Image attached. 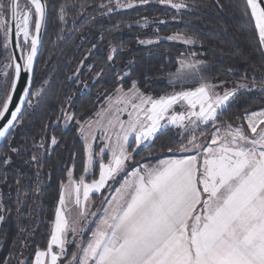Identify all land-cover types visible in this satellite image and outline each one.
Wrapping results in <instances>:
<instances>
[{
	"label": "snow or ice",
	"instance_id": "snow-or-ice-1",
	"mask_svg": "<svg viewBox=\"0 0 264 264\" xmlns=\"http://www.w3.org/2000/svg\"><path fill=\"white\" fill-rule=\"evenodd\" d=\"M157 2L177 12L210 7L204 0H192L191 4L188 0ZM151 4L152 0H98L95 7L101 16H109ZM213 4L219 11L226 7L237 10L249 24L254 23L255 51L264 58V0H228L227 5L224 0H213ZM72 6L65 0L58 5V11L53 6L50 13L47 0H0L4 61L0 62V141L8 146L7 152H0V184L9 183L7 169L14 163L12 154L38 169L41 165L37 154L23 160L21 146L13 144V135L22 127L27 109L33 107L32 97H40L44 91L43 86L33 90L42 31L50 20L67 23V12ZM142 19L143 26L148 27V18ZM161 39L181 41L184 45L198 43L193 35L180 32L166 37L157 35L155 40L140 39L139 43L151 45ZM95 48L93 44L89 54ZM117 54L118 49L110 47L104 58L109 67ZM181 55L178 69L168 74L173 91L154 98L141 89L138 80L131 79V86L127 90L118 87L115 100L109 98L108 107L96 114L99 119L95 123L103 130L105 141L98 154L99 178L87 183L82 175L76 181L69 172L68 185L61 184L51 238L44 250L35 252L34 264H58L69 255V244L78 251L71 252L67 264H264V107L251 111L246 108L225 119L239 96L258 92L264 97V73L258 79L253 75L250 81L247 76L242 77L228 87L229 82L220 76L233 74L234 69L211 76L206 74L212 67L208 60L195 52ZM103 73L101 68L96 76ZM126 77L130 73L117 74L119 80ZM191 82L196 83L194 88L183 87ZM47 83L42 81V85ZM176 84L181 85L179 90H175ZM71 100L68 97L69 103ZM61 113L66 122L74 119V113L64 109ZM124 113L126 120L121 119ZM173 128L180 135V142L160 145L172 155L155 163L138 164L129 175L134 154L155 147V142ZM80 134L85 141L87 174L95 167L97 155L91 143L97 139L92 123L81 125ZM50 144H58L55 136L50 138ZM33 146L36 152L47 150L43 140L38 145L33 141ZM176 153L191 154L176 158ZM106 155H110L107 163L103 160ZM36 174L39 176V171ZM121 174L125 178L115 195L105 199L108 207L91 230L90 239L79 244L69 240V232L73 237L78 232L83 234L82 221L86 222L88 214L82 210L81 219L70 223L65 213L66 191L69 196L75 192V205L80 206L81 188L83 200L88 201L90 192H100ZM13 179L20 185L19 173ZM19 191L18 187V194ZM0 212V221H4L11 209L0 204ZM0 264L10 261L0 260ZM18 264H26L25 259Z\"/></svg>",
	"mask_w": 264,
	"mask_h": 264
},
{
	"label": "trees",
	"instance_id": "trees-1",
	"mask_svg": "<svg viewBox=\"0 0 264 264\" xmlns=\"http://www.w3.org/2000/svg\"><path fill=\"white\" fill-rule=\"evenodd\" d=\"M64 2L65 0H47L48 11L53 12V6L58 11V5ZM188 2L191 4L192 0ZM196 2L200 3V0ZM204 2L210 7L189 8L168 14L160 12L159 5L151 4L101 16L100 10L95 7L98 0H69L70 5L74 6L67 12V23L50 20L45 28L35 66L33 90L40 87L50 73L53 76L41 96L32 97L33 107L27 109L22 127H18L13 135V144L21 146L23 160L37 154L41 158V165L38 169L35 164L23 163L20 157L12 154L14 163L7 169L9 183L0 184V204L11 209L5 220L0 221V260L18 264L20 259H25L26 264H32L35 252L44 250L51 238L60 185L65 181L68 168L76 164L80 148L76 125L73 121L64 122L61 109L74 113V119L84 120L94 112L101 98L118 87L128 88L131 86V79L138 80L144 92L154 97L159 96L173 88L169 84L168 74L173 72L175 60L190 49L200 50L201 58L212 65L210 70H206L208 75L217 76L222 70L234 69L233 74L220 76V79L241 80L247 76L250 81L253 75L258 79L260 73H264V58L255 51L253 24L242 18L237 10L226 7L219 11L213 0ZM224 3L227 5L228 0H224ZM81 4L85 8H81ZM155 16L166 21L164 24L152 23L154 27L159 26L160 32L168 33L175 29L193 35L198 43L192 47L167 41L153 45L139 44L138 40L150 39L155 34H152L149 24L148 27H141L137 21L143 17ZM170 17L171 21H168ZM117 24L118 27H114ZM93 44H96V48L89 54ZM110 47L118 49L111 67L104 59ZM2 52L3 50L0 62ZM90 65L93 67H89ZM101 68H104V73L97 77L96 73ZM75 72L77 77L88 83L86 90L79 91L76 75L72 77ZM125 72L130 73V77L119 80L117 74L123 76ZM195 84L191 82L183 86ZM178 87L181 85L176 84L175 88ZM68 97L72 98L71 103L68 102ZM260 107H264V97L258 92L245 93L239 96L225 119L234 117L246 108L251 111ZM52 136L58 140L55 146L50 144ZM42 140L47 150L40 149L36 152L33 141L38 145ZM179 142L173 128L155 142V147L134 154L135 161L129 162L128 171L144 161L172 155L163 151L160 145L174 146ZM7 151L8 146L4 143L0 152ZM18 173L20 185L13 179ZM97 175L98 168L95 166L92 175L85 180L96 179ZM122 178L123 174L117 177L114 187ZM104 193L105 191H101L100 194L104 196ZM86 238L85 236L83 241Z\"/></svg>",
	"mask_w": 264,
	"mask_h": 264
},
{
	"label": "rangeland",
	"instance_id": "rangeland-1",
	"mask_svg": "<svg viewBox=\"0 0 264 264\" xmlns=\"http://www.w3.org/2000/svg\"><path fill=\"white\" fill-rule=\"evenodd\" d=\"M152 4H157V5H159V6L161 7V8H160V12H163V13H168V14H169V13H172V11H173V12L176 11L175 9H172L171 7H167V6H164V5H160V4L157 2V0H152ZM138 7H141V6H138ZM138 7H137V8H138ZM126 10H127V9H126ZM119 11H121V10H119ZM176 12H177V11H176ZM156 19H158V16L148 18V22H149L148 24H149V26H151L150 29L152 30V34H155V36L151 37L150 39L155 40V38H156L157 35L160 36V37H166V36H168V35H172L173 33H176V32L184 33V32H181V31H177V30H175V29H171L170 32H168V33H162V32H160V31L157 32L156 30H157V28H158L159 26L154 27V26L152 25V23H153L154 20H155V21H160V20H162V19H161V18H159L158 20H156ZM139 21H140L139 25H140L141 27H143V19L141 18ZM163 21H164V20H163ZM168 21H171V17L169 18ZM0 39H2V38H0ZM144 40H147V39H144ZM160 41H167V42H171V43H173V44L183 45L184 47H185V46H186V47H192V46H194V45H184L181 41H169V40H166V39H161ZM160 41H159V42H160ZM138 43H139V40H138ZM157 43H158V42H157ZM139 44H140V43H139ZM153 44H156V43H153ZM153 44H151V45H153ZM141 45H148V44H141ZM197 46H198V45H197ZM2 50H3V49H2V46H0V53H1ZM190 51H191V52H195V53H197L198 56H199V58H201V56H202V52H201L200 50L193 51V50L190 49ZM190 51H189V52H190ZM189 52L182 53V54H185V55H186V54L189 53ZM182 58H183V56L181 55L180 57H178V58L175 60V64H174L175 66H174L173 72L176 71V70L178 69V67H179L178 61H179L180 59H182ZM1 62H4V61H3V58H2V60H1ZM75 74H76V72H75ZM52 76H53V73H50V74L46 77L45 80H47L48 83H49L50 80H51V78H52ZM72 77L74 78L75 75L73 74ZM0 78H2V77H0ZM95 78H96V76H94V79H95ZM45 80H44V81H45ZM168 80H169V77H168ZM221 80H226V81H228V82H229V83H228V87H232V83H233V82L240 81V79H236V78H230V79L222 78ZM75 81H76L77 86L80 87V88H79V91H84V90H86V89L88 88V83H85V81L81 80V79L79 78V76L77 77V75H76ZM48 83L45 84V85H41V86L38 87L37 89H40L42 86H43V89H45L46 86L48 85ZM85 84L87 85V87H85ZM195 86H196V84H195V85H192V86L189 85V86H183V87H184V88H194ZM129 87H130V86H129ZM129 87H128V88H129ZM116 89H117V88H116ZM116 89L110 91L109 93L106 94V96H104L103 98L100 99V102L97 104V106H96L94 112H92V113L90 114L89 117H87V118L84 119V120H77V119H73V120H71V121H73V122L75 123V125H76V136H77V139H78V143L80 144V148H79V157H78V159H77L76 164H75L74 166H70V167L68 168L66 174H65V181H64V183H62V184H64L65 186H67L68 183H69V172L72 173L73 179L76 180V181H79V178H80L82 175H84V176H85V179H86V177L91 176L92 173H93V169H94V167L91 168L87 174H85V172H84V166H85V162H86V158H87V157H86V153H85V141H84L83 137H82L81 134H80V127H81V125H84L85 127H87V125H88L89 122L92 123L93 134L97 137V139H96L94 142H91V141H90V142L93 143V151H94V153L97 154V155H96V165H95V166H97V168H98V175H97V178H96V179L99 178V167H98V163H99L101 157H100L98 154H99L100 148L104 146L105 141L102 139V138H103V135H104L103 130L101 129L100 125H98V124L95 123V122L99 119V117H98L96 114H97L98 112H101L103 109H105V108L108 107V104H109V102H110L109 98H111L112 101L115 100V98H116ZM179 89H180V87L175 88V90H179ZM125 90H127V88H126ZM142 90H143V89H142ZM171 91H173V88H172V89H167L165 92H171ZM165 92L161 93V95L164 94ZM147 94H149V93H147ZM149 95H151V94H149ZM151 96H152V95H151ZM159 96H160V95H159ZM153 97H154V96H153ZM155 97H158V96H155ZM155 97H154V98H155ZM34 98H36V97L34 96ZM33 101H34V100H33V98H32V103H33ZM178 110H179V109H178ZM66 112L71 113L70 110H67ZM121 119L126 120V119H127V114H126V113L122 114V115H121ZM77 121H79L80 123L78 124ZM105 121H106V118H105ZM105 121H101V123L103 124V123H105ZM64 122H65V123H68V122H66L65 120H64ZM202 127H203V126H202ZM174 129H175V128H174ZM108 134L111 135V130H109V133H108ZM176 134H177V132H176ZM177 139H178V140H181V137H180L179 134H177ZM187 154H191V153H184V154L176 153L175 155H187ZM109 158H110V155H106V156H104V157H103L104 162L107 163V161H108ZM150 161H151V160H150ZM142 163H143V162H142ZM142 163H140V164H142ZM144 163H146V161H144ZM132 169H133V168H132ZM128 172H129V171H128ZM75 177H77V178H75ZM123 177H124V174H123ZM122 179H123V178H122ZM116 180H117V179H116ZM116 180H115V181H116ZM91 181H92V179L89 180V181H86V180H85V182H87V183H91ZM119 182H120V181H119ZM119 182L116 184V186L119 184ZM114 184H115V183H114L113 181H109L108 185H107L104 189L101 190V191H105V193H104L105 195H104V196L100 194L101 191H100V192H95V191L90 192V193H89V199H88V201H84V200H83V189L81 188V193H80V196H81V205H80V206L75 205V192H74V191H71L70 196H69V193L66 191L65 194H66V204H67V207H66V209H65V213H66V216H67V218L69 219L70 223H71L72 221H75V220H79V219H81L80 216H79L80 211L83 210V211H85V212L88 214V215H87L86 222L82 221V223H83V227H84V232H83V234L81 235V234L78 232V233L76 234V236L73 237L72 233L69 232V233H68V239H69V240H73V239H74L75 242H76L77 244H79V243H81V241H83V238H84L85 236H86L87 238H86L85 241H83L84 243H86V242L90 239V237H91V236H90V235H91V230H94V228H95V223H97V222L99 221V218L103 215V210H104L105 208L108 207V204L105 203V199H106V198H107V199L109 198V200H110L111 197H112L113 195H115L114 190H115L116 186L114 187ZM113 187H114V188H113ZM60 193H61V185H60V189H59V198H60ZM99 194H100V195H99ZM98 196H99V198H98ZM58 206H59V200H58L57 207H58ZM57 207H56V208H57ZM54 222H55V216H54ZM54 222H53L52 227H51V232H52V230L54 229ZM67 248H68V251H69V255H68L67 257H62V258H61V261H59L58 264H67V260H70V259H71V252H77V251H78V249L75 247L74 244H69V245L67 246ZM54 250H55V251H58V249L55 248V247H54ZM34 258H35V254H34ZM34 258H33V262H32V264H34Z\"/></svg>",
	"mask_w": 264,
	"mask_h": 264
},
{
	"label": "crops",
	"instance_id": "crops-1",
	"mask_svg": "<svg viewBox=\"0 0 264 264\" xmlns=\"http://www.w3.org/2000/svg\"><path fill=\"white\" fill-rule=\"evenodd\" d=\"M188 155V154H187ZM182 156H184V155H175V157L176 158H180V157H182ZM168 156H166V157H162V158H159V159H163V158H167ZM159 159H157V160H154V161H150V160H148V161H146L147 163H155V162H157ZM144 163V162H143ZM131 171H132V169L128 172V174L130 175V173H131ZM125 177H123V179H124ZM123 179H121L120 180V182H119V184L116 186V188H118L119 186H120V184L123 182ZM115 188V189H116ZM114 192H115V190H114ZM108 200H109V198H108ZM91 236V235H90Z\"/></svg>",
	"mask_w": 264,
	"mask_h": 264
},
{
	"label": "water",
	"instance_id": "water-1",
	"mask_svg": "<svg viewBox=\"0 0 264 264\" xmlns=\"http://www.w3.org/2000/svg\"><path fill=\"white\" fill-rule=\"evenodd\" d=\"M253 26H254V23H253ZM44 32H45V29L42 31V41H43V37H44ZM41 47H42V45H41ZM41 47H40V49H39L38 56H39V54H40ZM37 59H38V57H37ZM36 62H37V61H36ZM0 123H2V122H0ZM3 144H4V142H3V141H0V147H1Z\"/></svg>",
	"mask_w": 264,
	"mask_h": 264
}]
</instances>
